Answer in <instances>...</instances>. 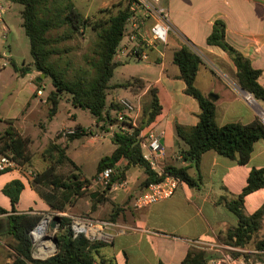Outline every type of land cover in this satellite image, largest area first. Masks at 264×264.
Returning a JSON list of instances; mask_svg holds the SVG:
<instances>
[{"label":"trees","instance_id":"trees-1","mask_svg":"<svg viewBox=\"0 0 264 264\" xmlns=\"http://www.w3.org/2000/svg\"><path fill=\"white\" fill-rule=\"evenodd\" d=\"M23 5V27L30 39V51L33 65L40 73L50 77L54 89L48 95L53 116L63 99L69 94L72 104L88 110L96 117L97 122H103V128L121 123L124 128L115 132L113 141L117 145L114 151L101 158L97 166L96 176L107 168H114L111 184L108 189L93 192L92 197L98 198V204L110 201L108 196L113 184L126 178V171L132 166L144 167L147 178L144 184L162 180L166 174L178 177L183 183L191 187L200 188L203 184L200 173V163L205 152L215 150L219 154L237 160L240 164H247L252 156L254 145L264 139V122L256 117L250 123L232 122L220 126L216 120V101L205 94L196 84V78L203 58L193 47L184 45L174 52L173 62L179 68V78L186 82L185 92L194 97L200 106L199 121L195 126L176 123L179 140L186 149L181 153L185 160L197 170L196 175L190 173V165H167L162 174L155 171L150 162L144 157L141 146V131L151 124L162 111L158 96V88L149 89L150 101L143 108L142 119L134 125L132 117L125 114L120 120L119 114L125 111L120 102L112 101L108 105L111 79L119 63L115 62V55L126 35L128 34V19L131 15V3L112 12L102 9L105 16L93 18L84 15L76 6L74 0H14ZM91 28L97 38L92 48L84 53L80 59L73 55L74 48L67 42L77 40L78 37ZM208 44L216 45L225 50L237 67L236 78L240 87L251 93L256 100L264 101V86L259 82L261 70L253 66L251 59L246 57L238 48L227 40V25L222 19H217L213 30L208 36ZM16 71L27 74L30 66L19 67L14 61ZM42 82L38 85L42 86ZM40 86V87H41ZM131 88L135 93L141 92L146 83L144 79L135 77L118 85ZM111 110H114L115 115ZM2 124L6 127L2 128ZM70 135L69 139H76L86 132L82 126ZM31 139L21 133L16 126L15 118L0 117V154H13L21 164L31 166ZM67 146L54 140L44 151L48 161L45 169L36 171L32 185L50 205L58 212L68 211L77 199L89 190L93 178H86L80 166L68 155ZM69 164L71 171L64 175L59 168ZM264 187V167L254 168L248 178V183L238 195L230 192L221 196L217 203L224 204L239 218L237 226L228 227L219 233V241L236 248H246L258 234L264 224V204L255 212L245 211V197ZM25 184L21 179H14L3 189L11 199L12 209L9 211L0 206V213L9 214V232L13 237L11 248L13 261L7 264H113V258H107L101 253L103 241H91L85 235H75L71 230L68 217H61V224L57 236V251L47 258H36L33 255V240L31 232L41 220L42 215L34 211L19 213L16 204L20 200ZM101 197V198H100ZM115 204V203H114ZM110 221H116L123 207L116 205ZM0 220V231L3 230ZM256 250L264 251V238L256 242ZM236 257V252L233 253ZM164 264V263H162ZM183 264H207L206 255L202 251H190Z\"/></svg>","mask_w":264,"mask_h":264},{"label":"crops","instance_id":"crops-1","mask_svg":"<svg viewBox=\"0 0 264 264\" xmlns=\"http://www.w3.org/2000/svg\"><path fill=\"white\" fill-rule=\"evenodd\" d=\"M161 1L169 9L172 23L165 57L161 59L156 51H152L151 60L147 63L145 72L128 79L135 77L144 79L146 87L141 92L135 93L129 87L118 86L122 83L112 84L111 82L114 91L124 88L134 97L130 99L128 96L120 95L117 102L128 99L137 105L136 111L130 114L135 125H138L142 119V104L150 101L149 89L158 88L162 111L141 131V137L142 141L148 143L155 137L159 139L163 150L155 157L157 166L154 168L159 173L169 164L190 165L181 153L186 149V145L177 136L176 123L195 126L199 121V103L185 92L186 82L179 78V68L173 62L176 49L189 45L203 58L204 63L198 70L196 84L205 94L215 99L216 120L220 126L232 122L250 123L256 117H261L264 111V101L252 102L248 94L240 89L236 78L237 67L228 53L221 47L207 42L215 21L217 19L225 21L227 40L251 59L255 68L261 70L259 82L264 86V0ZM12 4L20 3L14 0H0L2 11L0 24L6 32L10 29L6 25L4 15L11 14ZM17 10L22 16L23 9ZM7 54L11 55V51ZM114 61L117 62L115 59ZM16 73L22 76L28 75L18 71ZM39 76L37 79L31 77L36 82L31 85L35 96L36 90L40 88L38 83L45 79L40 80ZM48 95L46 99H41V102L48 101ZM61 104L62 101L51 119L57 115ZM69 104L73 105L71 100ZM66 111L67 121L60 130L88 125L78 122L81 114L79 112L85 114V111L68 108ZM111 112L116 113L114 110ZM9 118L17 120V116ZM93 122L92 124L95 125H103V122L98 123L97 120ZM124 127L121 123L109 125L108 130L105 131L108 134L105 138L108 139L110 135L114 137L115 132ZM77 140L79 138L69 144H63L64 138H62L58 142L68 147V155L80 166L83 176L94 179L98 163L103 157L99 156L101 143L98 142L101 138L96 143L92 140L76 143ZM143 152H146V149H143ZM34 165L39 170H43L48 165V161L44 157L40 166L35 163L33 157L31 166H28L34 168ZM263 167L264 139L255 143L251 159L244 165L215 150H209L204 153L199 167L203 179L200 188L191 187L182 182L172 197L142 208L136 206V200L147 187L144 184L147 174L144 167L139 165L130 167L126 171V178L116 181L109 191L108 196L113 205L120 203V206L123 205V210L113 222L110 229L112 238L101 247V253L107 258H113V264H183L190 251L206 250V252L202 251L206 257L209 251H217L215 257L210 259L211 262L213 258H218L227 251L223 244L220 245L222 247L219 250L213 249L214 245L220 242L219 233L239 224L238 216L224 204L217 203L218 199L228 192L233 195L240 194L248 183L251 171L254 168ZM189 170L192 175L197 174V170L191 165ZM14 179H21L25 184L20 200L16 204L17 212H50V205L34 188L32 181H29L25 173L17 170L0 173L1 207L9 211L12 209L11 199L3 192V189ZM263 204L264 187L245 197V211L248 214L255 212ZM8 215L0 213V220L4 224L3 230L0 231V264L13 261L9 256L10 252L13 253L11 248L13 237L9 232ZM260 231L264 235V224ZM238 251L242 249L239 248Z\"/></svg>","mask_w":264,"mask_h":264},{"label":"rangeland","instance_id":"rangeland-1","mask_svg":"<svg viewBox=\"0 0 264 264\" xmlns=\"http://www.w3.org/2000/svg\"><path fill=\"white\" fill-rule=\"evenodd\" d=\"M128 1L129 0H74L76 6L84 15L93 18L105 16L107 12L102 13V9H111L112 12L115 13L118 11V9L126 7ZM12 5L13 9L10 11L11 14H8L7 16L4 15V19L6 18L7 20H5L6 25L9 26L10 30L6 32L3 25L0 24V117L9 118L17 116L16 126L23 135L28 136L31 139L29 149L32 156L35 158V163H38L40 166L42 165V159H44L43 153L50 143H52L54 140L60 141L62 138H64V141L62 142L63 144H69V142L74 140L69 139L71 134H64V131H67V129L70 128H62L60 130V127L63 126L65 121H67V108L85 111V114L79 112L81 114L78 122L88 125L83 127L86 132H83L84 134L78 137L79 140H77L76 143H80L81 141L91 142V140L93 143H96L101 138V141L98 142L102 144H99V156L111 154L117 146L113 141V135H110L108 139L105 138L108 135L105 133L107 129L103 128V126L92 124L94 123L93 120L95 121L97 119L95 116L90 114L88 110L75 108L73 105L69 104L71 100L69 94L63 95L59 112L54 116V119H51V103H48V101L45 103L41 102V99H46L50 91L54 89L50 77L45 76L44 81L41 83L42 86L40 85L44 92L42 98L41 96H37V93L36 96L33 93L31 85L35 84L36 82L35 80L33 81L31 77H35V79H37L39 73L33 65V58L30 51V39L22 25V16L19 10H17L19 8L23 9V5ZM96 38V32L91 28H88L84 34L78 37L77 40L69 41L67 44L74 48L73 55H75L76 59H80L84 53L88 52L92 48ZM9 51H11V55L7 54ZM13 61L19 67L30 66L31 71L25 76L17 74L13 65ZM147 63V61L141 59L124 58V62L119 64L115 70V74L111 79L112 84L123 83L132 76L142 75L145 72L146 66L148 65ZM120 95L128 96L130 99L134 98L130 92L124 88H119L115 91L111 89L108 105L110 106L112 101H119L118 97ZM252 97L255 100L253 95ZM144 106L145 103L142 104V112ZM139 119H141V117ZM5 127L6 126L2 124V128L5 129ZM33 169L39 171L35 165ZM71 169L72 168L69 164L62 165L59 168L60 172L64 175L69 174ZM93 192L95 191L91 189L86 190L83 196L79 197L76 203L70 206L68 211L64 212L70 216L80 215L101 220L111 219L114 209L117 208V204L113 205V202L110 200L100 203L98 204V207L94 208L93 204L98 202V198L92 197L91 194ZM118 205L121 204L118 203ZM58 213L62 212L51 209L50 212L40 213L42 215L41 220L35 227V230H33L35 232L36 228H38L43 221H46L48 230L45 235V240H48L49 245L54 246V248L49 253H47L48 255L39 254L37 248L42 238L35 239L33 236V255L36 256V258H47L53 255L56 247L58 246L57 236L61 222L55 228L51 226L55 216L59 215ZM59 216L60 218L68 217L70 219L69 216ZM263 238L264 235H262L260 231L255 235L253 241L246 248H241L242 251H233V253L236 252V258L240 261V264H264V251H258L255 248L256 242ZM103 242L105 243V241ZM222 244L223 243L219 242L218 244L214 245L213 249L219 250L220 247H222L220 246ZM201 251L206 252V250ZM217 253L218 252L214 250L209 251L208 257H206L207 264H211L210 259L215 257ZM9 256H11V260L14 259L12 252L9 253Z\"/></svg>","mask_w":264,"mask_h":264},{"label":"built area","instance_id":"built-area-1","mask_svg":"<svg viewBox=\"0 0 264 264\" xmlns=\"http://www.w3.org/2000/svg\"><path fill=\"white\" fill-rule=\"evenodd\" d=\"M130 9L128 34L120 44L115 60L124 62V58H129L149 62L152 51H156L158 56L163 59L172 29L169 9L162 4L161 0H132ZM1 18L2 11L0 9ZM42 94L43 88L40 87L37 90V95L41 96ZM120 103L125 109L119 114L120 120L124 119L126 113L130 115L137 109V105L128 99H122ZM261 119L264 122V111L261 113ZM76 131V128H70L64 131V134H73ZM141 146L142 149H146L144 157L150 162L153 169L156 168L155 157L163 150L159 139L155 137L150 143L141 141ZM12 170L25 173L30 180H33L37 174L27 164L18 162L13 154H0V173ZM113 172V168H107L99 173L93 180L90 189L95 191L108 189ZM181 183L182 181L178 177L166 174L162 180L153 182L146 187L138 196L136 206L142 208L172 197ZM58 214L70 217L69 226L75 235H85L91 241L106 242L112 238L110 229L113 226V221L80 215L70 216L66 212ZM34 230L31 232L32 238ZM225 247L227 251L223 252L220 257L213 258L211 264H240V261L233 255V251L239 250V248L229 245H225Z\"/></svg>","mask_w":264,"mask_h":264},{"label":"bare ground","instance_id":"bare-ground-1","mask_svg":"<svg viewBox=\"0 0 264 264\" xmlns=\"http://www.w3.org/2000/svg\"><path fill=\"white\" fill-rule=\"evenodd\" d=\"M248 98L252 102H255V100L253 99L252 95L248 94ZM47 230H48L47 229V222L43 221L39 225V227L36 228V231L34 232V237L36 239L42 238V240L39 243L38 250H37L40 254H47L54 248V246L49 245V241L48 240H45V235H46Z\"/></svg>","mask_w":264,"mask_h":264},{"label":"water","instance_id":"water-1","mask_svg":"<svg viewBox=\"0 0 264 264\" xmlns=\"http://www.w3.org/2000/svg\"><path fill=\"white\" fill-rule=\"evenodd\" d=\"M44 77H45V75L43 74L42 77L40 78V80H42ZM240 89H241L244 93L252 95L251 93H249L248 91H246V90L243 89L242 87H240ZM255 100H256V99H255ZM60 222H61V218H60V216H59V215H56V216H55V219H54V220L52 221V223H51V226H52L53 228H55V227H57V226L60 224ZM31 236H32V235H31ZM55 242H56V239H55ZM56 250H57V247H56V249H55L53 255L56 253ZM43 259H44V258H43Z\"/></svg>","mask_w":264,"mask_h":264}]
</instances>
